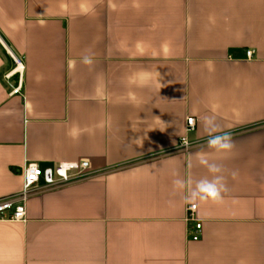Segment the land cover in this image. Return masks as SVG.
Instances as JSON below:
<instances>
[{"label": "crops", "instance_id": "obj_1", "mask_svg": "<svg viewBox=\"0 0 264 264\" xmlns=\"http://www.w3.org/2000/svg\"><path fill=\"white\" fill-rule=\"evenodd\" d=\"M201 159L220 202L196 196ZM83 161L0 222V264H264V0H0V200L28 164Z\"/></svg>", "mask_w": 264, "mask_h": 264}, {"label": "built area", "instance_id": "obj_2", "mask_svg": "<svg viewBox=\"0 0 264 264\" xmlns=\"http://www.w3.org/2000/svg\"><path fill=\"white\" fill-rule=\"evenodd\" d=\"M253 52H247V58L253 57ZM18 65V61L14 59ZM21 83L14 89L13 94H21ZM197 119L188 117L185 125V134L180 138L179 148L189 151L192 144L189 141V135L194 133L197 126ZM90 163L83 162H65L57 163L43 169L37 163L28 164L23 170V190L14 197L0 200V222H18L23 223L27 219L28 201L42 194L43 192L63 188L90 178L88 170ZM198 207L196 204L187 206V221L190 224V235L195 239L200 238L202 233V224L197 218Z\"/></svg>", "mask_w": 264, "mask_h": 264}, {"label": "clouds", "instance_id": "obj_3", "mask_svg": "<svg viewBox=\"0 0 264 264\" xmlns=\"http://www.w3.org/2000/svg\"><path fill=\"white\" fill-rule=\"evenodd\" d=\"M86 62L89 61L86 60ZM204 126L208 135L207 148L223 153L230 152L233 149L234 143L231 134L228 132H218V125L214 119H206ZM200 162L208 168L212 176L210 179L204 178L196 182L194 189L196 196L201 201L211 200L213 202H220L222 200V193L226 191L224 177L219 174L221 168L215 163H209L207 159H201ZM175 183L181 187L184 186L181 181H176ZM187 198L193 199L191 196Z\"/></svg>", "mask_w": 264, "mask_h": 264}]
</instances>
